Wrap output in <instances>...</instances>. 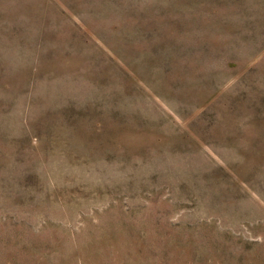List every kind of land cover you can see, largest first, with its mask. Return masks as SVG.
Returning a JSON list of instances; mask_svg holds the SVG:
<instances>
[{
    "label": "rangeland",
    "instance_id": "1",
    "mask_svg": "<svg viewBox=\"0 0 264 264\" xmlns=\"http://www.w3.org/2000/svg\"><path fill=\"white\" fill-rule=\"evenodd\" d=\"M0 264H264V0H0Z\"/></svg>",
    "mask_w": 264,
    "mask_h": 264
}]
</instances>
